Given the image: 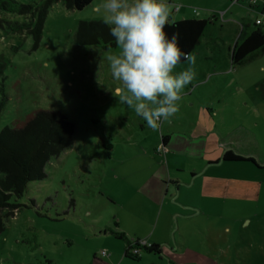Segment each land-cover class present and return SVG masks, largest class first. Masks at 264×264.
I'll use <instances>...</instances> for the list:
<instances>
[{"label":"rangeland","instance_id":"1","mask_svg":"<svg viewBox=\"0 0 264 264\" xmlns=\"http://www.w3.org/2000/svg\"><path fill=\"white\" fill-rule=\"evenodd\" d=\"M99 2L81 11L53 5L36 46L26 31L6 32L28 17L0 10V130L39 110L75 127L73 145L4 220L0 264H107L125 247L110 231L140 242L166 237L162 260L140 251L141 264H264V89H256L264 58L230 65L234 43L249 30L238 23L264 14L245 2L168 0L170 23L216 20L175 69L196 73L178 112L152 130L113 94L120 82L105 57L118 46L74 43L80 22L102 21L92 11ZM232 14L234 23H224ZM163 136L174 146L161 149ZM227 149L253 162L211 164Z\"/></svg>","mask_w":264,"mask_h":264},{"label":"trees","instance_id":"2","mask_svg":"<svg viewBox=\"0 0 264 264\" xmlns=\"http://www.w3.org/2000/svg\"><path fill=\"white\" fill-rule=\"evenodd\" d=\"M94 0H41L37 3L20 4L14 0H0V10L9 14L28 17L27 22L7 23L6 32L21 33L26 31L36 46L41 39L43 25L50 8L61 4L66 10L81 11L91 5ZM210 19H184L165 26L166 33L178 36V43L186 58L177 66H182L189 55L199 45L207 27L215 22ZM255 29L245 35L240 42L236 41L230 51V65L242 66L248 58L256 53H264V29ZM74 43L78 46L103 49L113 48L116 43L110 36L108 26L103 21L80 22L74 34ZM4 64L0 61V81L3 80ZM264 89V82L260 84ZM0 92L3 93L2 87ZM18 125V126H17ZM16 127H4L0 130V233L4 230V220L18 211L17 199L26 191L27 185L42 181L48 162L58 157L73 145L74 125L60 113L39 110L32 113L24 122ZM167 137H161L162 147H166ZM223 162H253L252 159L240 156L227 149L223 152ZM3 213V214H2ZM112 236L123 242L124 256L132 261L140 257L131 253L133 248L160 257L162 249L159 245L140 246L138 240H130L123 233L110 231Z\"/></svg>","mask_w":264,"mask_h":264},{"label":"clouds","instance_id":"3","mask_svg":"<svg viewBox=\"0 0 264 264\" xmlns=\"http://www.w3.org/2000/svg\"><path fill=\"white\" fill-rule=\"evenodd\" d=\"M92 11L119 48L105 57L112 79L120 82L114 96L148 128L158 130L178 112L183 91L196 75L191 66L175 71L186 54L177 34L165 31L171 16L168 0H100Z\"/></svg>","mask_w":264,"mask_h":264},{"label":"crops","instance_id":"4","mask_svg":"<svg viewBox=\"0 0 264 264\" xmlns=\"http://www.w3.org/2000/svg\"><path fill=\"white\" fill-rule=\"evenodd\" d=\"M95 1V0H94ZM94 1L91 3V4H93L94 3ZM229 1V3H230V5H233V6H236V5H238V4H240V3H242V2H239V3H233V2H231V0H228ZM222 5H223V7L226 5V2H225V0H222ZM245 6V5H244ZM248 10H252V11H255V12H258V11H260V13H264V0H258L257 1V4L255 5V6H248L247 4H246V6H245ZM227 10V9H226ZM225 10V11H226ZM230 9L229 10H227L226 12H223L222 14H223V17H225L228 13H230ZM236 15V14H235ZM260 15L261 14H258V16H256V18H254V20L255 19H257V18H259L260 17ZM232 17H233V14L232 15H229V17H227L226 19H224L223 18V22L224 23H234L233 21H232ZM184 19H192L191 17L190 18H186V17H182V18H179V19H177V21L178 20H184ZM253 22V21H252ZM252 22H249L248 20H245L244 19V21L242 22V24H240V23H238V25H240V28H242V31H243V33H245L244 31L246 30V29H249L248 30V34L250 33V32H252L254 29H255V27H254V23H252ZM228 51H230V47H228ZM258 58V57H261V58H264V53H256V54H253V55H251L249 58H248V60L243 64V65H245V64H247L249 61H251L252 59H254V58ZM189 59V57L187 58V60ZM186 60V61H187ZM242 65V66H243ZM232 67V66H231ZM241 67V66H240ZM234 68V67H233ZM262 82H264V81H262ZM262 82H259V83H257V88L256 89H258L259 90V87H260V84L262 83ZM172 147V146H174V143L172 142V140H171V138H167V143H166V147ZM179 148V147H178ZM218 163H228V162H223V161H221V159L220 160H218V161H216V162H214V163H211V164H214V165H217ZM210 164V165H211ZM167 216L169 217V214L167 213ZM166 222V221H165ZM161 223V222H160ZM157 224H158V221H157ZM110 233V232H109ZM104 234H106V232L104 231ZM144 241V243L146 244V245H151V244H155V245H159L160 247L162 246V245H165V244H169L168 243V241H167V239H166V237L165 236H161L159 239H157V240H152L151 242H147L146 240H143ZM150 255H152V254H150ZM138 256L140 257V253L138 254ZM153 257H156V259L157 260H162V258H160V257H158V256H155V255H152ZM106 257V256H105ZM108 262H107V264H131V263H135V264H141V258H140V260L139 261H132V260H129V259H127V258H125V256H124V249H123V257L121 258V257H119V256H116L114 253L112 254V256L111 257H109V260H107Z\"/></svg>","mask_w":264,"mask_h":264},{"label":"built area","instance_id":"5","mask_svg":"<svg viewBox=\"0 0 264 264\" xmlns=\"http://www.w3.org/2000/svg\"><path fill=\"white\" fill-rule=\"evenodd\" d=\"M257 1L258 0H231V2H233V3L245 2L248 6H255L257 4ZM253 23H254L255 26H262V27L264 26V20H262L261 18L255 19ZM161 149H163V147ZM139 245L140 246H148L144 242H139ZM131 253L134 254V255H138L140 253V251L138 249H136V248H133L131 250ZM101 255L102 256H106L104 252H102Z\"/></svg>","mask_w":264,"mask_h":264}]
</instances>
